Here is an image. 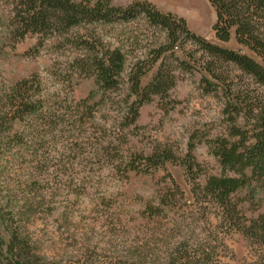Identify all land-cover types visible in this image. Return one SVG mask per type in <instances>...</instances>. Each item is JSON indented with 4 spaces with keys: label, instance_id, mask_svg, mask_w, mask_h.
Here are the masks:
<instances>
[{
    "label": "rangeland",
    "instance_id": "374dc122",
    "mask_svg": "<svg viewBox=\"0 0 264 264\" xmlns=\"http://www.w3.org/2000/svg\"><path fill=\"white\" fill-rule=\"evenodd\" d=\"M132 1L113 0L123 5ZM139 1L184 19L191 32L207 41L264 65L236 42L234 28L227 43L215 38L216 13L208 0ZM12 8V0H0V106L15 83L29 79L38 83L28 92L37 111L0 132V209L31 253L44 264H255L260 246L230 230L213 206L192 194L208 177L228 175L212 155L210 142L228 138L223 111L229 94L223 85L209 91L202 82L206 56L184 43L174 57L165 53L154 62L164 35L142 18L86 25L34 50L36 36L23 41L11 36ZM77 33L120 48L125 73L136 68L146 72L142 86L160 64L174 76L166 95L140 106L135 128H123L127 85L107 93L99 109L93 106L100 92L76 66L84 53L70 42ZM175 57L190 67L181 69ZM221 67L233 78L234 91L256 88L235 67ZM236 124L245 123L238 118ZM189 150L197 164L190 172L181 164ZM163 151H171L175 162L155 170L141 158ZM129 162L137 170H126ZM233 199L245 219L264 215L260 191L241 190Z\"/></svg>",
    "mask_w": 264,
    "mask_h": 264
},
{
    "label": "trees",
    "instance_id": "16d2710c",
    "mask_svg": "<svg viewBox=\"0 0 264 264\" xmlns=\"http://www.w3.org/2000/svg\"><path fill=\"white\" fill-rule=\"evenodd\" d=\"M208 1L216 13L213 25L215 38L220 43H227L234 28L236 42L264 63V0ZM12 4L10 34L18 41H23L27 36H36L34 50L51 38H69L73 30L86 25H115L142 18L151 28L164 35V42L155 49L154 62L165 53L174 57L176 52L183 49L184 43H190L202 56H206L201 64L202 82L209 91H217L223 85L229 94L223 111L230 125L228 138H217L210 142L212 155L223 173L228 172V175L208 177L203 187L195 185L192 188V194L196 201L201 196L202 202L213 206L221 222L228 224L230 230H237L254 240L262 249V255L255 264H264V215L245 219L240 215L239 202L233 199V195L241 190H249L250 193L257 190L264 194V65L246 54L226 49L196 35L189 30L184 19L171 13L164 14L148 1L134 0L123 5L113 0H12ZM71 37V44L84 52L82 57L76 59L78 70L92 77L100 92L93 106L99 109L107 93H117L127 85V113L122 118L123 128H135L140 106L154 96L166 95L174 85V76L165 72L163 64H160L151 81L142 86L141 78L146 72L136 68L125 73L126 56L120 48L100 45L98 40L89 41L93 37ZM175 61L181 69L190 67L187 61H180L178 57H175ZM224 64L235 67L256 88L231 89L233 78L222 69ZM35 83L38 85L35 81L23 79L8 90L5 105L0 106V132L36 113V102L28 94ZM90 98L83 99L81 103H88ZM238 118L244 121V127L236 124ZM141 158L147 162L148 168L155 170L162 168L165 162L173 163L176 160L171 151ZM181 164L189 172L197 166L190 150ZM126 170L135 171L137 168L129 162ZM0 263L44 264L31 253L28 244L11 227L1 209Z\"/></svg>",
    "mask_w": 264,
    "mask_h": 264
}]
</instances>
